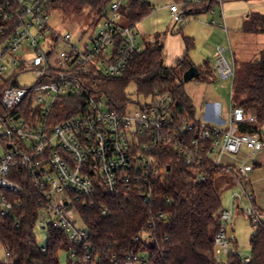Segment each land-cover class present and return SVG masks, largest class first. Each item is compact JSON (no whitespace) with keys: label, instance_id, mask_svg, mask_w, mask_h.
I'll return each instance as SVG.
<instances>
[{"label":"built area","instance_id":"built-area-1","mask_svg":"<svg viewBox=\"0 0 264 264\" xmlns=\"http://www.w3.org/2000/svg\"><path fill=\"white\" fill-rule=\"evenodd\" d=\"M123 1H111L95 22L88 42L78 45L70 33L61 35L50 28V0H0V19L4 23L0 33H10L0 44V83H12L0 91V109L8 112L0 113V140L4 142L0 189L19 192V184L9 177L12 172L26 170L50 217L48 221L40 220L39 226L45 229L51 224L63 232L74 245L70 256L75 258V246L87 248L89 236L83 224L77 229L72 223L74 214L80 218L75 204L94 194V182L98 181L110 195L134 189L149 203L151 182L162 179L167 172L160 162V152L166 147L188 166L204 161L224 165L223 158H237L236 166H225L233 182L240 185L241 194L233 193L229 209L220 213L221 226L214 245L217 260L222 254L233 253L226 228L231 226L235 212L243 200L253 202L248 188L250 160L264 152V131H241V126L254 124L255 117L231 103L228 117L211 124L180 119L170 109L168 96L150 100L133 111L128 105L119 112L110 110L102 98L92 95L86 87L87 80L119 78L141 51L135 28L123 23ZM224 1H173L169 6L172 22L182 21L184 14L196 6H210L211 15L218 12L217 8L221 10V19L211 20L210 24L223 27ZM84 35H80V40ZM59 41L66 49L55 53V43ZM226 51L230 48L217 49L216 73L222 79H233L235 69ZM27 73L35 76L34 84L20 86L18 77ZM62 97L81 99L83 107L53 123L52 107ZM27 99L37 110L36 118L31 110L25 117L16 113ZM205 180L204 174H198L196 182ZM84 205L86 208L88 204ZM89 206L94 203L89 202ZM241 207L252 221L263 222V214L251 205ZM10 211L11 204L0 196V216H7ZM102 211L106 214L107 209ZM84 258L89 259V254ZM239 259L241 264L251 262L250 256Z\"/></svg>","mask_w":264,"mask_h":264},{"label":"trees","instance_id":"trees-1","mask_svg":"<svg viewBox=\"0 0 264 264\" xmlns=\"http://www.w3.org/2000/svg\"><path fill=\"white\" fill-rule=\"evenodd\" d=\"M111 1L50 0L47 13L57 10L65 17L87 14L89 20L95 23ZM209 8L196 6L184 14V19L208 13ZM151 11L152 7L147 2L128 1L121 9L123 23L135 28V24ZM3 24L0 19V27ZM242 30L245 33L264 34V15L249 13ZM9 35L8 32L0 33V44ZM182 40L184 52L172 66L164 62L162 35L156 33L152 36L150 46H145L135 55L119 78L89 79L85 82L86 87L92 95L105 98L110 110L121 112L131 103L125 90L130 83H134L144 100L154 101L168 96L170 109L180 119L196 121L192 103L182 89L184 73L194 66L188 55L193 40L185 36H182ZM197 70V80H203L205 75L211 76V69L206 62ZM11 84L0 83V91ZM230 103L255 117L256 122L241 126V131L262 130L264 49L260 59L244 64L239 72L235 71ZM81 107V99L58 98L52 107L51 122L57 123L62 118L74 115ZM30 110L36 118L37 110L32 108L27 99L16 113L25 117ZM0 113L8 114L2 109ZM160 153V162L167 172L162 179L151 182L152 198L149 203L144 202L141 194L134 189L110 195L98 181L94 182V194L77 201L75 208L89 236L87 248L75 246V258L70 256L74 245L51 224L45 228V246L37 244L34 230L42 228L39 221L44 219V214H48L46 205L26 170L12 172L9 178L19 184L20 191L0 189V196H4L11 204L10 213L0 216V244L6 251V258L0 264H60V251L67 253V264H241L235 253H229L224 263L218 262L214 256L215 237L220 231L219 216L222 211L215 181L228 173V167L209 161L188 166L168 147ZM198 174H204L206 180L196 182ZM89 202L94 203V206L90 207ZM84 204H88L86 208ZM102 208L107 209L106 214H103ZM254 225L257 230L249 240L250 264H264V221ZM85 254H89L90 258L85 259Z\"/></svg>","mask_w":264,"mask_h":264},{"label":"rangeland","instance_id":"rangeland-1","mask_svg":"<svg viewBox=\"0 0 264 264\" xmlns=\"http://www.w3.org/2000/svg\"><path fill=\"white\" fill-rule=\"evenodd\" d=\"M128 1L124 0L126 4ZM147 2L152 7L150 14L145 16L139 21L138 26L135 28L138 35L142 40L138 42L141 48L150 46L152 36L156 33L162 35V41L165 44V49L170 52L180 50L181 54L184 51V44L182 36L188 37L193 40V47L189 50V59L194 67H199L203 63H208L211 69V76H204V79H192L187 83H183V92L190 99L194 117L196 120H203V116L208 109L218 108L220 110V118L224 120L229 115L230 100L232 97V79H222L216 73L217 56L214 55L219 47H224L227 50L230 47L231 51L226 52L228 61H232V54L236 57L235 71L242 70L244 64L256 62L260 59V54L264 48V35H252L245 33L242 28L246 16L252 12V2L246 0H225L222 4V14L224 17L225 25L227 26V33L224 28L211 25V20L219 21L221 19L219 8L217 14L211 15L210 13H202L196 17L185 19L182 23L172 22L169 6L173 4V0H140ZM221 11V10H220ZM48 23L52 30L58 34L65 35L70 33L72 35L73 43L78 45L88 42L90 35L94 32L96 24L91 22L86 16L80 14L78 17L69 15L65 17L57 10H52L48 14ZM84 37L80 40V35L84 33ZM80 40V41H79ZM44 49H47L44 46ZM66 47L62 42L55 43V53L60 50H65ZM261 50V51H260ZM166 52V51H165ZM166 54V53H165ZM167 58V56H166ZM166 65L172 66L174 62H168L165 59ZM35 82V76L31 73L23 74L18 77L20 86H31ZM128 98L131 100L129 104V111L137 109L139 104L143 106L148 103L150 99L144 100L142 95L137 92L134 83H130L125 90ZM105 104L106 100L103 98ZM264 131V126L262 128ZM4 153V142L0 140V157ZM252 158L250 164L252 165ZM231 161L225 157L222 159V164L227 165ZM248 186L251 194L253 195V202L243 200V205H251L256 212L264 213V170H256L248 179ZM244 183V181H242ZM216 190L221 199L222 210H227L230 207L231 196L233 193L241 194V187L232 180V175L227 173L219 177L215 181ZM240 204L239 209L235 212L231 226L226 228L227 237L231 241L230 250L235 253L239 258L250 256L251 248L249 240L252 234L257 230L254 227L256 222L252 221L243 211ZM264 216V214H263ZM45 221L50 218L48 215H43ZM264 221V217L262 219ZM72 223L79 229L82 228L80 218L74 214ZM37 244L44 247L47 240L46 229L37 227L34 230ZM228 254H222L218 257L217 261L224 263L227 260ZM6 251L0 244V261L5 260ZM60 264L68 263L67 253L60 251L58 254Z\"/></svg>","mask_w":264,"mask_h":264},{"label":"crops","instance_id":"crops-1","mask_svg":"<svg viewBox=\"0 0 264 264\" xmlns=\"http://www.w3.org/2000/svg\"><path fill=\"white\" fill-rule=\"evenodd\" d=\"M248 2H252V9L253 11L252 12H258L262 15H264V0H246ZM251 13V12H249ZM217 14V13H216ZM215 14V15H216ZM248 16V15H247ZM246 16V17H247ZM196 17V16H195ZM187 19H190V18H187ZM185 20V19H184ZM180 21L181 23L184 21ZM141 21V20H140ZM139 22L135 24V28L138 26ZM224 28L223 30L226 31L227 33V26L225 25V21H224V26L222 27ZM137 29V28H136ZM138 33V32H137ZM247 34H251V33H247ZM252 35H264V34H252ZM142 40V37H140L139 35V41L140 42ZM164 47H163V57H164V62H165V59H168V62H174L180 58V54H181V48L180 50L178 49L177 51H174L173 52H170V48H168V51H169V55H168V52L167 50L165 49V44L163 43ZM140 48L142 46H139ZM144 48V47H143ZM141 48V50L143 49ZM230 48V47H229ZM185 49V48H184ZM226 49V48H225ZM264 49V48H263ZM262 49V50H263ZM227 50V49H226ZM166 51V52H165ZM231 51V50H230ZM229 51V52H230ZM261 51V50H260ZM184 52V51H183ZM227 52V51H226ZM166 53V54H165ZM217 51L215 52L214 55H216ZM232 53V51H231ZM183 54V53H182ZM226 55V53H225ZM167 56V58H166ZM182 56V55H181ZM232 63H233V66L235 68V65H236V57L234 54H232ZM166 64V62H165ZM169 66V65H168ZM203 120L208 122V123H211V124H219L222 122L221 118H220V110L218 108H214V109H207L206 110V113L204 114L203 116ZM263 128V127H262ZM241 156H239L238 158H240ZM231 160V159H230ZM231 165H237L238 164V160L236 158V160H231L229 161ZM256 170H264V152L260 153L259 155H257L254 160H252V170L250 171V173L248 174V179L249 177L251 176V174H253Z\"/></svg>","mask_w":264,"mask_h":264},{"label":"water","instance_id":"water-1","mask_svg":"<svg viewBox=\"0 0 264 264\" xmlns=\"http://www.w3.org/2000/svg\"><path fill=\"white\" fill-rule=\"evenodd\" d=\"M198 75V70L196 67L191 66L183 75L182 81L183 83H187L190 80L196 78Z\"/></svg>","mask_w":264,"mask_h":264}]
</instances>
